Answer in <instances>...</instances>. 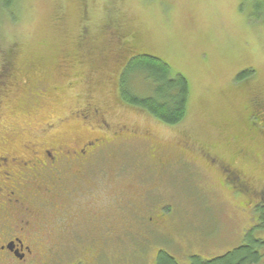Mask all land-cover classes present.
Returning <instances> with one entry per match:
<instances>
[{"label": "rangeland", "instance_id": "374dc122", "mask_svg": "<svg viewBox=\"0 0 264 264\" xmlns=\"http://www.w3.org/2000/svg\"><path fill=\"white\" fill-rule=\"evenodd\" d=\"M252 2L17 0L11 16L0 9V76L10 69L0 91V140L89 138L91 127L78 111L99 109L107 127L120 128L110 123L117 119L136 128L113 141L105 127L91 129L96 137L104 133L108 149L90 168L98 172L89 174L93 187L86 195L135 199L142 192L152 203L167 204V237L156 238L177 264H191V256L209 260L264 238L253 226L254 206L264 199V129L255 130L251 121L257 108L252 101L264 103V13L251 21ZM118 35L133 37L186 77L189 99L179 123L166 125L119 100L116 78L130 46L122 48ZM248 67L253 76L235 81ZM163 153V160L186 159L155 168ZM149 155L153 168L146 166ZM219 165L236 171L249 192L231 190ZM263 246H257L258 264ZM135 247H107L108 263L147 264L154 249L139 242Z\"/></svg>", "mask_w": 264, "mask_h": 264}, {"label": "flooded vegetation", "instance_id": "af4514ba", "mask_svg": "<svg viewBox=\"0 0 264 264\" xmlns=\"http://www.w3.org/2000/svg\"><path fill=\"white\" fill-rule=\"evenodd\" d=\"M5 87L2 82L0 91ZM78 114L91 127L89 138L40 144H15L9 136L0 140V264H105L107 247L136 248L138 242L154 249L152 257L166 251L156 238L167 237L169 206L163 201L152 203L147 195H86L89 174L98 172L97 166L90 170L96 162L90 155L104 135L96 137L91 129L106 128L108 122L96 108ZM253 115L264 128V112ZM219 167L231 190L249 192L236 171ZM258 217L254 226L264 231ZM253 240L264 244V238Z\"/></svg>", "mask_w": 264, "mask_h": 264}, {"label": "trees", "instance_id": "16d2710c", "mask_svg": "<svg viewBox=\"0 0 264 264\" xmlns=\"http://www.w3.org/2000/svg\"><path fill=\"white\" fill-rule=\"evenodd\" d=\"M16 1L17 0H0V9L5 11L9 16H11L13 14V7ZM251 8L252 9L248 14L249 19L252 18L250 19L251 21L261 19L264 13L263 0H253ZM118 36L121 37L119 38V40L120 42H122L120 43L122 48L123 45H126L127 48L130 46V52L128 54V57L121 64L116 78L119 100L124 104H127L128 106L140 109L152 118H155L166 125H175L179 123L185 116L189 99V84L186 77L179 72H174L171 69L170 65L157 55L151 54L144 48H140L139 45L137 46L136 42H133V37L131 41L125 38L124 35ZM126 47L124 48L125 50L127 49ZM9 70V67L7 66L4 71L2 70L0 76V84L4 82L5 79L8 77L10 73ZM253 72L254 71L252 68H245L243 71H240L238 74H236L234 80L241 82L247 81L253 76ZM252 102L255 103L257 108L253 109V112L251 113V116L253 117V120L251 121L252 123L254 122L255 130L260 131L264 128L257 126V115L256 117H254L253 114L254 112H264V103H261L256 100ZM84 109L89 110L90 112L92 110V108ZM106 115L107 114H104V116ZM116 120L117 119H113V122H115L116 124L112 122L110 123L113 124V126L118 125L117 123H119L120 128L123 129V135L118 134V131L120 130L119 126L117 128H104L105 131L109 132L108 134H110V137L112 138L111 141L118 139L124 140L125 138H127V133H125L126 131L132 133L135 132L133 128L136 127L127 124H121L120 122H116ZM146 134L147 131L145 132L144 136H146ZM133 137H135V134L133 135ZM116 145L119 146L118 144ZM119 148H125V146L117 147V149ZM107 149L108 147L105 146V144L103 146L102 143L101 146H98L97 151L93 152V154L90 155V159L96 160L95 158L103 154V152L107 153ZM113 150L114 149H112L111 151ZM149 157L150 159L152 158L150 155ZM163 157H165L164 153L162 157H159L158 160L162 161ZM176 158L186 159L182 154L172 160L169 159V161L164 159L160 164L154 166H156L155 168H165L169 163L176 160ZM146 161L148 164L146 166L148 168L154 167L151 165L154 163L152 159ZM91 187H93V185H91ZM140 194L144 195V193L142 192H140ZM262 205H264V202H262V204L258 205L255 208L256 212L259 214L258 218L264 220V207H262ZM258 244L259 243L254 241L253 238L248 239L246 242H243L232 250L227 251L223 255L216 256L209 260H203L198 256H191V263L258 264L260 259L262 258V255L257 249ZM156 254L154 255V257L150 258V261L147 264H177L175 259L173 258V255L169 254L166 251L159 250ZM145 258L149 259V256ZM108 262V257H106L105 264H109ZM262 264H264V262H262Z\"/></svg>", "mask_w": 264, "mask_h": 264}, {"label": "snow or ice", "instance_id": "6c2138e0", "mask_svg": "<svg viewBox=\"0 0 264 264\" xmlns=\"http://www.w3.org/2000/svg\"><path fill=\"white\" fill-rule=\"evenodd\" d=\"M262 207H264V205H262ZM260 227H264V220H262Z\"/></svg>", "mask_w": 264, "mask_h": 264}]
</instances>
